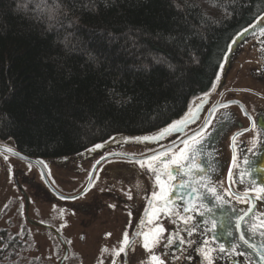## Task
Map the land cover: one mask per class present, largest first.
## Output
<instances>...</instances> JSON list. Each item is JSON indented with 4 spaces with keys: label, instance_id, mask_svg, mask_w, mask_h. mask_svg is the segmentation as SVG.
Instances as JSON below:
<instances>
[{
    "label": "trees",
    "instance_id": "16d2710c",
    "mask_svg": "<svg viewBox=\"0 0 264 264\" xmlns=\"http://www.w3.org/2000/svg\"><path fill=\"white\" fill-rule=\"evenodd\" d=\"M263 13L264 0H0V143L55 162L158 133ZM14 241L0 232V264Z\"/></svg>",
    "mask_w": 264,
    "mask_h": 264
},
{
    "label": "flooded vegetation",
    "instance_id": "af4514ba",
    "mask_svg": "<svg viewBox=\"0 0 264 264\" xmlns=\"http://www.w3.org/2000/svg\"><path fill=\"white\" fill-rule=\"evenodd\" d=\"M251 42L253 46H250L249 50L250 53L257 52L258 64L250 69H242L238 59L246 54L243 46L235 56L224 82L219 83L218 74L211 91L197 98L181 118L191 114L181 133H171L160 140L147 142H137L125 137L114 138L101 144V148H94L82 156L50 161L54 168L53 174L44 166L47 165L46 161H43V164L38 161L44 168L51 186L60 194L70 197L79 194L85 188L97 162L113 156L97 166L93 175L96 177L95 186L81 197L73 200L57 197L46 187L40 171L35 166L5 151L0 152L1 184L9 180L15 186L23 198L24 206L26 204L28 206V217L30 196L25 192L27 188L33 191L34 197L48 203L57 202L66 205L72 212L85 216L81 231L87 234V242L102 244L110 250L103 253L101 258L103 264H112L114 259L116 264H150L148 260L150 253L143 248L145 235L149 237L152 253L162 259L164 264H210V262L211 264H249L236 249L220 251L221 247L212 236L213 227L207 219L209 217L206 214L200 215L204 209L196 204H189L187 196H184L183 200L180 198L181 193L186 191L179 189L177 184V181L183 178L177 175L181 171L180 166H169L168 170L176 176V180H171L163 165L152 162L153 167H158L165 193H170L165 204L164 199L161 198L160 184L156 181L155 174L148 171L149 161L145 158L171 149L168 156L162 159L165 161L170 158L179 159L181 150H184L187 156L192 149L198 148L197 161L205 169L201 175L212 182V187L217 189L223 202L226 201L233 207L247 208L253 197H263L262 193L251 191L242 176L246 165L245 157L251 159L262 141L261 136H257L260 132L259 128L251 127V121L244 111L246 110L254 120L258 117L260 121H264V115H261L264 114V62L258 39L251 40L247 44ZM232 101L236 103H230ZM222 104H227L228 107H220ZM206 122L207 128H205ZM245 129L249 131L245 132ZM206 132L211 133L210 138ZM197 141L202 143L198 145ZM0 146L13 149L6 143H0ZM5 155L8 156L7 160L3 158ZM138 160H144L145 167H141L137 163ZM109 162L111 164H107ZM183 163L184 161L181 160V164ZM20 164L30 166L35 172L24 171L20 168ZM69 178H75L80 184L79 188H82L74 195H69V190L62 189L69 183ZM174 185L175 191H173ZM246 191L248 195L244 196ZM153 192L156 193L155 196ZM87 195L85 202H79ZM129 195L131 199L128 198ZM210 202L215 204L214 199ZM185 206L190 208L188 213L184 212ZM175 212L191 218L185 224L174 214ZM205 221L209 223L205 225ZM37 224L41 226L28 223L33 229L51 234L62 245L64 255L59 262L61 264L65 255H68L65 241L51 226ZM161 227L165 229L161 236L173 237L174 242L168 244L166 240L161 239L160 243L152 248L153 234ZM187 230H193L192 235L189 236ZM125 231L129 233L130 240L138 242L134 246L135 251H129L126 258L123 255L117 257L112 250H118L121 246L120 242ZM107 233L111 235L108 236ZM137 233L140 235H136ZM81 236L85 237L81 240H86L84 234ZM179 238H183L185 243L181 244Z\"/></svg>",
    "mask_w": 264,
    "mask_h": 264
},
{
    "label": "rangeland",
    "instance_id": "374dc122",
    "mask_svg": "<svg viewBox=\"0 0 264 264\" xmlns=\"http://www.w3.org/2000/svg\"><path fill=\"white\" fill-rule=\"evenodd\" d=\"M250 46H253L252 42L244 46L246 54L238 59L242 69H250L258 64L257 52L250 53ZM46 163L53 174L54 168L50 161ZM20 168L26 172H35L30 166L24 164H20ZM69 179V183L62 189L69 190V195H74L82 188H79L80 184L75 178ZM96 189L100 190L97 187ZM25 192L30 196V220L51 226L65 241L68 255L64 264H100L101 249L105 246L87 242V234L81 231L85 216L72 212L66 205L57 204V202L48 203L34 197L30 188L25 189ZM87 197L88 195L84 196L79 202H85ZM60 210H63L62 215ZM24 211L23 198L15 186L9 180L2 184L0 181V232L5 231L11 241L16 240L13 245L16 258L11 264H59L64 255L62 245L51 234L31 228L24 218ZM82 234L86 236V240H81Z\"/></svg>",
    "mask_w": 264,
    "mask_h": 264
},
{
    "label": "snow or ice",
    "instance_id": "6c2138e0",
    "mask_svg": "<svg viewBox=\"0 0 264 264\" xmlns=\"http://www.w3.org/2000/svg\"><path fill=\"white\" fill-rule=\"evenodd\" d=\"M37 7H39V5H37ZM230 103H236L235 101H232ZM220 107L222 108H227L228 105L227 104H222L220 105ZM242 110H243V106H242ZM244 114L246 116H248L249 120L251 121V127L252 128H257L259 127L261 129V131L259 133H257V136H261L262 134H264V123H262L259 118L257 117L255 120L252 118V116L245 110ZM264 115V114H261ZM185 123V121H176L174 122L172 125L162 129L159 133H157L154 136H141V137H133L130 139H134L137 142H147V141H154L157 140L159 138H162L163 136L169 134L172 131H176L178 130V126ZM205 128H207V122L205 124ZM201 131H205V129H201ZM249 131V129H245L244 130ZM197 135H199V133H197ZM206 135L210 138L211 133L210 132H206ZM233 139H235V137H233ZM261 142H264V140H262ZM198 145L201 144V141H197L196 142ZM185 144L187 146V141H185ZM102 145L97 144L94 146V148H101ZM7 151L13 155H19L18 153L13 152V150L9 147V148H0V152H4ZM171 149H169L166 152H160L158 154L152 155L150 157H146L145 159L147 161H149V163L147 164V169L148 171L152 172L155 174V179L156 181L160 184V190H161V198L164 199L165 204H167V196L170 195V193H165L164 191V183L161 182V178H160V173L158 170V167H153V163L152 162H159L160 165H163L166 174L168 176L169 179L171 180H176V176L173 175V173L168 170L170 165H179L181 171L177 173V175L182 176L183 178L177 181L178 187L180 189H186V191L181 193V199L183 200L184 196L188 197V203L189 204H196L199 207L203 208L204 210L200 212L201 216H204L206 213L208 214L209 218H210V222L212 224V227L215 228L216 227V220H215V210L216 208L219 207H223L224 203H226V201H224V203H217L215 204L213 207H209L206 203V197H205V192H208L210 194L213 195V198L215 201H222L223 198L220 196L219 192L217 191L216 188L212 187V182L208 179L203 177L201 174L205 171V169L202 167V165L197 161V154L199 153V149L198 148H194L192 149L189 154L187 156H185L184 154V150H181V155L179 159L176 158H170L167 161L163 160V157H167L168 156V152H170ZM5 160L8 159V156L5 155L3 157ZM181 160L184 161L183 164H181ZM236 157H233V162L235 163ZM246 163L248 165V167L246 168V171H251V172H257L258 169H256L253 165H254V161L245 157ZM40 163L43 164V161H41ZM99 163V162H97ZM137 163L141 166V167H145V161L144 160H138ZM45 167H47V165H44ZM42 177H43V173H42ZM96 179L95 176H93L90 180V186L88 189H86L85 191L91 190V187L95 186L94 180ZM176 190V186L174 185L173 191ZM252 191H255L256 189H251ZM259 192L264 193V185H261L259 187ZM156 193L153 192V196H155ZM248 192L246 191L244 193V196H247ZM62 199L64 197H61ZM129 199H131V195L128 196ZM238 199L240 197H237ZM257 197H253V199H255ZM75 199V198H74ZM7 207V205H6ZM114 207V206H113ZM190 211V208L185 206L184 207V212L188 213ZM233 211H235V209H233ZM248 211H251V209H248L244 214L237 216L236 217V221H235V227L238 231H240V239L241 241H243V243L248 244L249 241L245 238V234L243 233V231L241 230V226L243 224V222L245 221V217L248 214ZM61 215L63 214V210H60ZM183 223L187 224L188 219H190L191 217L189 216H181L179 212H175L174 213ZM129 215H131V213H129ZM209 223V221H205V225H207ZM141 224H143V221H141ZM248 227L251 230H256L257 229V224L254 222L249 221L248 223ZM259 227L261 229H264V219H262L260 221ZM165 231V229L161 228H157L156 232L153 234V237L151 239V247L155 248L159 243L161 239L166 240V242L168 244H171L174 242L173 237H162L161 234ZM188 231V235H192V231L193 230H187ZM264 234V233H262ZM106 235L110 236L111 233H107ZM136 235H140V233H137ZM227 235L231 236L232 232L229 230L227 232ZM81 239H85L84 236H81ZM144 243H143V248L150 253V255L148 256V260L150 262V264H164V261L162 259H160L156 254L152 253L151 248L149 247V237L147 235L144 236ZM138 241H132L130 240L129 237V233L127 231H125L123 233V237H122V241L120 242V247L118 248V250H112L115 252V256L120 257V256H124L125 258L127 257V253L129 251L134 252L135 251V244ZM179 242L181 244L185 243V240L183 238H179ZM69 243H71L69 241ZM191 243V242H189ZM110 250L107 247H104L101 249V254L103 255V253L105 252H109ZM220 251H224L223 246H221ZM205 255H207V253H205ZM65 259H67V257H64ZM262 259H264V255H262L261 257ZM100 264H103V261H100ZM112 264H116L115 259L112 261ZM211 264V262H210Z\"/></svg>",
    "mask_w": 264,
    "mask_h": 264
},
{
    "label": "water",
    "instance_id": "95a60500",
    "mask_svg": "<svg viewBox=\"0 0 264 264\" xmlns=\"http://www.w3.org/2000/svg\"><path fill=\"white\" fill-rule=\"evenodd\" d=\"M254 39H258V44L261 47V58L264 62V13L251 26H249L247 29H245L241 33H239L231 42L229 49H228V53L224 59V63H223V65L220 69V72H219V83L221 82V84H222L224 82L225 77L227 76V74L229 73V71L232 67L234 58L239 53L240 49L243 46H245L248 42H250L251 40H254ZM190 115L191 114H188L183 119L179 120V121H185V123L179 125L178 130L172 131L169 134L181 133V131L183 130L185 125H187L188 118ZM261 122L264 123V121H261ZM259 131H261L260 128H259ZM169 134H167V135H169ZM167 135H165V136H167ZM165 136H163V137H165ZM261 138H262V140H264V134L261 135ZM160 139L161 138H159L157 140H160ZM154 141H156V140H154ZM0 148H5V147L0 146ZM12 150H13V152L18 153L19 155H13L7 151H5V152L9 153L13 157H15V158H17V159H19L25 163H28V164L35 166L40 171L41 175L43 173L42 178H43V181H44L46 187L57 197H59V198L64 197L63 200H73L74 198L76 199L78 197H81L86 192L85 190L89 188L90 180L93 177L97 166L100 165L107 158L113 157V156H108L107 158L100 160L99 163H97L94 166V168L90 174L89 181H88L87 185L85 186V188L79 194L67 197V196H64L63 194H60L59 192H57L51 186V184L48 181V178H47V175H46L44 168L41 166V164L38 161H36L35 159H32L28 156L23 155L14 149H12ZM129 159H133V158H129ZM60 160H63V159H60ZM251 160H253L255 162L253 166L256 169H258V171L257 172L246 171V168L248 167V165L246 163L244 170L242 171V176L246 180V184L250 190L256 189L254 192H259V190H258L259 187L261 185H264V142H261L260 146L257 149V152L251 158ZM181 190L184 191L186 189H181ZM262 195H263V197L252 199L250 205L247 208H245V207L240 208L237 206L233 207L228 203H224L223 201L218 202V201L214 200L215 204L224 203V206L216 208V210H215V217L214 218L216 220V227L212 228L213 238L218 243V245L220 247L223 246V248L225 250L236 249L240 254H242L248 260L249 264H264V259L261 258L262 255H264V234H262V233H264V229H261L259 227L260 221L262 219H264V193H262ZM205 197H206L205 203L209 207H213L215 204L210 202L212 199H214L213 195L205 193ZM256 206H258V208L260 210L258 216L256 214V209H257ZM259 206H262V207H259ZM233 209H235V211H233ZM248 209H251V211H248V214L245 217V221L243 222V224L241 226V230L245 234V238L249 241L248 244H245L240 239V231H238L236 229L235 221H236L237 216L244 214ZM206 215L208 216L207 213H206ZM25 219L31 225H38L37 223L31 221L30 218L28 217V206H27V204L25 206ZM207 219L210 221V218H207ZM249 221L257 224L256 230L250 231V229L248 227ZM38 226H41V225H38ZM229 230L232 232L231 236L227 235V232ZM65 257H66V255H65ZM64 260H65V258H63L61 264L64 262Z\"/></svg>",
    "mask_w": 264,
    "mask_h": 264
},
{
    "label": "bare ground",
    "instance_id": "6f19581e",
    "mask_svg": "<svg viewBox=\"0 0 264 264\" xmlns=\"http://www.w3.org/2000/svg\"><path fill=\"white\" fill-rule=\"evenodd\" d=\"M256 208H257V209H256V214H257V216H258L260 210H259L258 206H256Z\"/></svg>",
    "mask_w": 264,
    "mask_h": 264
}]
</instances>
